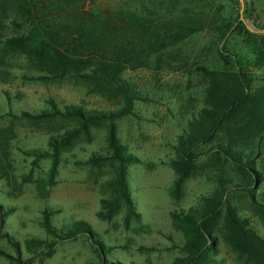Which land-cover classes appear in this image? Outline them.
<instances>
[{
	"label": "rangeland",
	"instance_id": "rangeland-1",
	"mask_svg": "<svg viewBox=\"0 0 264 264\" xmlns=\"http://www.w3.org/2000/svg\"><path fill=\"white\" fill-rule=\"evenodd\" d=\"M24 1L0 0V252H5L0 253V264H101L102 259L106 264H172L185 254L180 248L185 238L172 214L200 209L220 176L247 183L246 175L229 161L204 157L180 186L176 184L170 163L176 157L174 147L192 113L203 105L209 84L195 67H222V51L246 64L260 84L264 65L256 64L255 47L236 26L224 37L214 30L201 31L122 73L138 96L133 113L96 120L86 127L78 119L61 115L33 119L24 112L78 107L108 113L126 103L116 92L86 77L87 65L50 76L37 58L9 48L7 38L31 35L41 27L37 13L32 18ZM28 1L37 5L40 18L63 29L67 18L79 22L81 17L133 9L137 2L153 6L165 0H64L65 6L57 8L53 0ZM197 1L216 2L230 20L240 13L251 31L264 34V0H243L244 7L241 0ZM38 33L31 35L32 46ZM111 130L118 152L110 142ZM256 167L262 172L256 190L262 199V157L256 159ZM229 199L240 215L263 231L249 192L235 189ZM47 216L52 228L46 226ZM79 221L90 226L93 236L59 237ZM215 225L219 230L215 264H253L224 241V218ZM94 238L104 249L99 251ZM39 241L57 243L48 253L47 245Z\"/></svg>",
	"mask_w": 264,
	"mask_h": 264
},
{
	"label": "trees",
	"instance_id": "trees-1",
	"mask_svg": "<svg viewBox=\"0 0 264 264\" xmlns=\"http://www.w3.org/2000/svg\"><path fill=\"white\" fill-rule=\"evenodd\" d=\"M24 3L32 18L34 12L37 13L36 18L40 20L41 27L36 29L42 34L34 31L31 33H38V41L35 40L33 46L30 44V34L9 37L5 40L9 48L23 51L33 59L37 58L39 63L48 67L50 76L65 75L70 67L79 70L80 66L87 65L89 70L86 77L116 92L126 103L121 110L108 113L89 112L78 107H70L65 111L56 108L53 113L24 112L23 115L29 118L61 115L78 119L86 127L96 120L131 114L134 99L138 96L133 93L134 89L122 77V73L143 63L152 54L163 53L173 44L205 30L217 31L224 37L236 26L244 40L255 47L256 64L264 65V34L251 31L240 13L236 19L230 20L213 1L165 0L153 6L137 2L133 9H116L95 14L88 19L81 17L79 22L67 18L63 29H56L48 20L40 18L36 4L28 0ZM52 4L57 8L66 3L64 0H53ZM62 30L67 31L66 36L60 34ZM219 57L222 61L220 68L203 65L195 67L196 71L208 77L209 84L203 105L188 120L185 133L174 147L176 157L170 163L177 174V186L182 184L204 157L213 161L222 158L229 161L246 175L247 183L229 182L220 176L216 189L200 209L192 208L187 212L172 214L174 225L182 230L185 238L180 246L185 254L177 257L172 264H215L214 255L219 245L215 223L221 218L226 223L223 236L228 246L249 262L264 264V197L262 200L256 194L262 183V172L256 167V159L262 157L264 165V82L257 84L252 71L240 59L233 60L222 51H219ZM109 138L116 151H120L113 130ZM223 173L222 167V176ZM235 189L250 193L251 206L259 213L262 232L254 228L250 219L240 215L231 204L229 194ZM127 201L132 208L128 196ZM46 226L52 228L49 216ZM80 234L93 236V231L87 223L79 221L59 237L72 239ZM93 241L99 245V251L104 249L102 242L95 238ZM39 243L46 244L47 252L51 253L57 242ZM101 264L106 262L102 259Z\"/></svg>",
	"mask_w": 264,
	"mask_h": 264
},
{
	"label": "water",
	"instance_id": "water-1",
	"mask_svg": "<svg viewBox=\"0 0 264 264\" xmlns=\"http://www.w3.org/2000/svg\"><path fill=\"white\" fill-rule=\"evenodd\" d=\"M241 2H242V7H244V1H243V0H241Z\"/></svg>",
	"mask_w": 264,
	"mask_h": 264
}]
</instances>
